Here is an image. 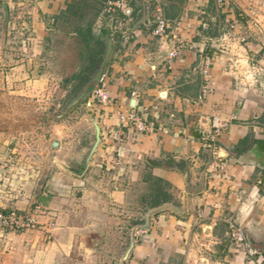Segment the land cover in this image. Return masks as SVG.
<instances>
[{
	"label": "crops",
	"instance_id": "crops-1",
	"mask_svg": "<svg viewBox=\"0 0 264 264\" xmlns=\"http://www.w3.org/2000/svg\"><path fill=\"white\" fill-rule=\"evenodd\" d=\"M28 1L46 18L74 5L64 17L90 18L96 37L107 30L110 102L60 123L41 183L32 172L14 193L0 190V211L39 223L0 233V264H119L132 228L144 233L122 264H211L200 251L236 249L233 223L264 249V0H124L113 16L107 4L118 0ZM158 16L184 45L174 59L171 39L153 34ZM127 113L144 129L122 122ZM90 118L100 142L76 175L67 167L89 151ZM234 252L230 264H241Z\"/></svg>",
	"mask_w": 264,
	"mask_h": 264
},
{
	"label": "rangeland",
	"instance_id": "rangeland-1",
	"mask_svg": "<svg viewBox=\"0 0 264 264\" xmlns=\"http://www.w3.org/2000/svg\"><path fill=\"white\" fill-rule=\"evenodd\" d=\"M33 5L28 0H0V155L7 157L0 160V190L5 194L18 190L32 172L38 175L35 178L38 182L44 179L43 169L46 171V164L57 156L51 142L57 138L60 123L90 117L89 103L101 66L98 63L80 81L88 61L82 57L83 35L76 29L81 24L86 29L91 25L90 18L82 21L75 17L46 18ZM87 36L91 39L90 46L96 34ZM231 225L240 230L235 223ZM231 225L227 227V240L236 249L225 254L216 249H202L198 257L211 264H230L237 251L244 253L241 264H264L256 262L264 259V249H259L262 255L251 256L250 249L257 246L247 240L244 229L240 231L245 243L236 241Z\"/></svg>",
	"mask_w": 264,
	"mask_h": 264
},
{
	"label": "built area",
	"instance_id": "built-area-1",
	"mask_svg": "<svg viewBox=\"0 0 264 264\" xmlns=\"http://www.w3.org/2000/svg\"><path fill=\"white\" fill-rule=\"evenodd\" d=\"M219 2H222V0H218ZM126 3L124 0H118L115 2H109L107 4V13L110 15H115L117 10H121L122 12L127 10L126 9ZM170 24L166 22V20L158 16L156 18V28L153 31L154 36H157L162 42H168L170 39V49L167 53V57L169 59H174L177 56L181 55L184 50V45L177 41L175 37H170ZM105 73L99 78L97 81L96 87L92 93V102L91 103H99V104H107L110 102V95L107 90L106 84H105ZM89 103V105H91ZM120 119L122 122L131 123L134 126H136L138 129H144V124L142 121L135 115L134 113H127L126 115H120ZM215 133H209L206 139L214 140L215 139ZM37 228L36 220L29 215L21 214L16 211H0V232L6 233H19V232H26L30 230H34ZM232 235L236 239V241L240 243H245L244 237L242 235V232L238 229H234L233 225H231ZM134 237H140L144 233V230H135L134 231ZM244 246L249 247L248 244H245ZM249 254L251 256L254 255H262V252L259 249H250Z\"/></svg>",
	"mask_w": 264,
	"mask_h": 264
},
{
	"label": "trees",
	"instance_id": "trees-1",
	"mask_svg": "<svg viewBox=\"0 0 264 264\" xmlns=\"http://www.w3.org/2000/svg\"><path fill=\"white\" fill-rule=\"evenodd\" d=\"M75 6L71 5L70 7H68L64 12H69V13H73L75 14L76 12L74 11ZM63 12L62 16L60 18H55L56 20H66L67 18L70 17H64L65 13ZM79 21H82L83 18L82 16H80ZM90 25H87L86 29L82 26L80 27L76 32L79 35H83L82 39H83V43H84V47H83V56L86 61H88V65L85 66L82 70L83 73L80 74V81H83L86 79L87 74L92 72V70H94V68L97 66V64H101L102 62V57L101 54L103 53L104 49H105V44L103 41V37H105L107 30H102V32L99 34V36L94 37L91 41V43H93L92 45L89 46V41L91 40L90 37H88L87 35H90V31L88 30Z\"/></svg>",
	"mask_w": 264,
	"mask_h": 264
},
{
	"label": "water",
	"instance_id": "water-1",
	"mask_svg": "<svg viewBox=\"0 0 264 264\" xmlns=\"http://www.w3.org/2000/svg\"><path fill=\"white\" fill-rule=\"evenodd\" d=\"M108 54H109V49L107 48L106 51H105V55H104V57L102 59V63H101V66H100V72L97 75L96 82L99 80V78L105 72L106 57L108 56ZM260 84H261L262 87H264V85H263V83L261 81H260ZM90 121H91L93 130H94V135H93L92 143L89 146V151H88L87 155L85 156V159H84L82 165L78 166L77 168L67 167L68 170L72 171L76 175L82 174V172L85 170L86 166L88 165L91 157L93 156V154H94L95 150L97 149V147L99 145V142H100V134H101L100 126L98 125V123L96 122V120L94 118H90ZM57 146H58L57 142H53V147H57ZM135 230H136V228H132L131 229L130 243H129L128 249L126 250L125 255L120 259L119 264H122L124 261H126L128 256H129V253H130V251L132 249V246H133V241H134L133 233H134Z\"/></svg>",
	"mask_w": 264,
	"mask_h": 264
}]
</instances>
